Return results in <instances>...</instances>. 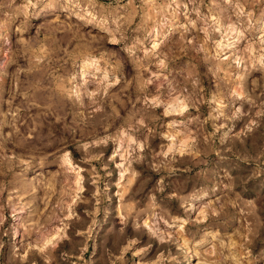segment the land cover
I'll use <instances>...</instances> for the list:
<instances>
[{
    "label": "rangeland",
    "instance_id": "374dc122",
    "mask_svg": "<svg viewBox=\"0 0 264 264\" xmlns=\"http://www.w3.org/2000/svg\"><path fill=\"white\" fill-rule=\"evenodd\" d=\"M0 264H264V0H0Z\"/></svg>",
    "mask_w": 264,
    "mask_h": 264
}]
</instances>
